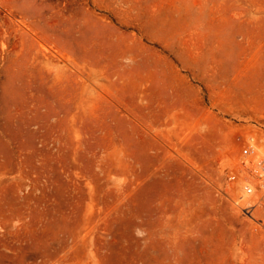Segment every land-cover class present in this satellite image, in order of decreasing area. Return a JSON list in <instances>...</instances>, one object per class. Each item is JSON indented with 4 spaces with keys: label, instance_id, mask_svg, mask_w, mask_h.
<instances>
[{
    "label": "rangeland",
    "instance_id": "obj_1",
    "mask_svg": "<svg viewBox=\"0 0 264 264\" xmlns=\"http://www.w3.org/2000/svg\"><path fill=\"white\" fill-rule=\"evenodd\" d=\"M254 124L264 0H0V264H264Z\"/></svg>",
    "mask_w": 264,
    "mask_h": 264
},
{
    "label": "built area",
    "instance_id": "obj_2",
    "mask_svg": "<svg viewBox=\"0 0 264 264\" xmlns=\"http://www.w3.org/2000/svg\"><path fill=\"white\" fill-rule=\"evenodd\" d=\"M254 126L264 132L262 125ZM264 137L251 136L246 143H243L238 154V170H233L228 176L230 183L235 184L236 188L243 192V195L249 197H258L259 199L248 203L242 207V210L251 214L257 209L264 218V203L261 196H264ZM256 160V161H255ZM259 166V174L255 172L254 164ZM258 181V183L256 182ZM243 195L240 199H243ZM263 222V220H260Z\"/></svg>",
    "mask_w": 264,
    "mask_h": 264
},
{
    "label": "bare ground",
    "instance_id": "obj_3",
    "mask_svg": "<svg viewBox=\"0 0 264 264\" xmlns=\"http://www.w3.org/2000/svg\"><path fill=\"white\" fill-rule=\"evenodd\" d=\"M256 161V160H255ZM254 166H255V172H256V174L258 175L259 174V166H257V163H255L254 164ZM251 202H253V201H256V200H258L259 198L258 197H251ZM240 200H242V199H240Z\"/></svg>",
    "mask_w": 264,
    "mask_h": 264
},
{
    "label": "crops",
    "instance_id": "obj_4",
    "mask_svg": "<svg viewBox=\"0 0 264 264\" xmlns=\"http://www.w3.org/2000/svg\"><path fill=\"white\" fill-rule=\"evenodd\" d=\"M259 112H261V110H258ZM243 113H244V111H243Z\"/></svg>",
    "mask_w": 264,
    "mask_h": 264
}]
</instances>
